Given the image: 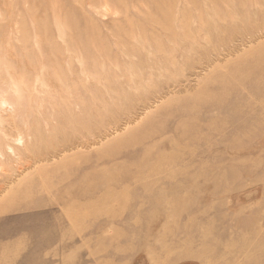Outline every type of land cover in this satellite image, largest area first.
Here are the masks:
<instances>
[{
	"label": "rangeland",
	"instance_id": "obj_1",
	"mask_svg": "<svg viewBox=\"0 0 264 264\" xmlns=\"http://www.w3.org/2000/svg\"><path fill=\"white\" fill-rule=\"evenodd\" d=\"M0 96V264H264V0H0Z\"/></svg>",
	"mask_w": 264,
	"mask_h": 264
},
{
	"label": "bare ground",
	"instance_id": "obj_2",
	"mask_svg": "<svg viewBox=\"0 0 264 264\" xmlns=\"http://www.w3.org/2000/svg\"><path fill=\"white\" fill-rule=\"evenodd\" d=\"M0 104L3 107L9 108V110L10 109L15 110V104L12 105L8 99L3 98L1 96H0ZM3 140H4L3 138H0V171L1 172H4L5 170H9L10 165L12 164L11 157L18 155V151L21 150L18 147H13L12 145L8 143L2 142ZM16 143H18L19 145L23 144V136L21 134L16 136Z\"/></svg>",
	"mask_w": 264,
	"mask_h": 264
}]
</instances>
